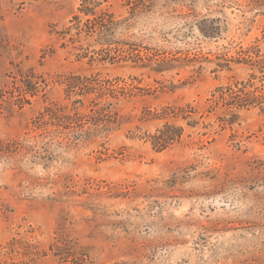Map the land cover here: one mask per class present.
Here are the masks:
<instances>
[{
  "label": "rangeland",
  "instance_id": "rangeland-1",
  "mask_svg": "<svg viewBox=\"0 0 264 264\" xmlns=\"http://www.w3.org/2000/svg\"><path fill=\"white\" fill-rule=\"evenodd\" d=\"M83 2L0 0V264H264V110L219 98L264 84V1L158 5L131 53Z\"/></svg>",
  "mask_w": 264,
  "mask_h": 264
},
{
  "label": "trees",
  "instance_id": "trees-1",
  "mask_svg": "<svg viewBox=\"0 0 264 264\" xmlns=\"http://www.w3.org/2000/svg\"><path fill=\"white\" fill-rule=\"evenodd\" d=\"M199 1L200 0H129L127 2V5L129 6V17L122 21H117L115 20L114 15L107 11L97 12L96 8L98 7V4L96 2L84 0L83 4L78 8V13L82 14L86 19L82 20L80 15H75L72 19L73 26L70 27L69 30H75L74 36L76 38H80L82 35L88 37L95 36L101 46L106 48H110L114 44L127 46L128 51L130 52L134 50L131 43H128V41L117 42L115 40V34L118 29H126L131 26V22L135 21L140 16L154 13V10L158 5H161L164 9H169L166 13L170 14V12H174L172 9L175 5H186L191 8ZM73 41L76 40L73 39ZM114 49L116 52L120 51L117 50V47ZM130 53L129 55H131ZM254 63L261 69L264 67V58H260ZM75 80H78L79 82L80 78ZM72 85L73 83L68 84L69 87ZM25 86L26 89H23V92L24 94H27L29 93L28 91H30L29 84H26ZM225 93L228 94L231 100L230 105L232 106H237L239 108L258 106L260 109L264 110V84L257 86L253 81H249L241 87H236L234 89L229 88L225 91H221L219 98H223ZM182 131V128L175 127L171 124H165L163 129L159 130V134L153 139L158 141V143H161V147H164L177 142L181 138ZM153 144L156 145L155 143Z\"/></svg>",
  "mask_w": 264,
  "mask_h": 264
}]
</instances>
